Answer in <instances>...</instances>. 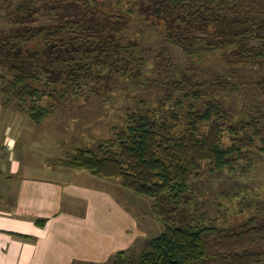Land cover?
<instances>
[{
  "label": "trees",
  "instance_id": "obj_1",
  "mask_svg": "<svg viewBox=\"0 0 264 264\" xmlns=\"http://www.w3.org/2000/svg\"><path fill=\"white\" fill-rule=\"evenodd\" d=\"M144 2L164 26L166 41L185 58L203 61L231 51L241 61L264 62V0ZM69 5L79 9L84 19L10 29L0 40V95L35 124L54 114L69 87L82 89L89 78L115 72L135 80L142 76L141 71L132 74L127 68L129 64L144 67L147 57L141 44L122 41L112 24L85 21L95 11L93 0H19L13 14L29 18L45 7L46 15L57 19ZM253 41L258 44L252 45ZM171 77L174 94L166 97L172 101L170 108L161 102L157 109L129 114L112 138L102 140L95 149L67 153L63 162L65 167L118 181L123 188L153 200L152 212L164 231L142 252L119 251L109 262L264 264V253L248 250L258 241L264 243V224L223 229L195 221L185 212L178 216L203 165L211 172L240 169L243 174L253 169L255 137L261 141L258 151L264 153L263 125L257 120L229 123L216 94L234 91L233 84L201 83L212 93L204 94L189 92L188 81ZM257 85L264 94V79ZM175 93L178 96L173 99ZM38 224L44 226L45 220Z\"/></svg>",
  "mask_w": 264,
  "mask_h": 264
},
{
  "label": "rangeland",
  "instance_id": "obj_2",
  "mask_svg": "<svg viewBox=\"0 0 264 264\" xmlns=\"http://www.w3.org/2000/svg\"><path fill=\"white\" fill-rule=\"evenodd\" d=\"M142 1L143 4L141 0H93L95 11L85 19L88 24H112L122 41L141 44L147 57L143 58L144 67L127 65L132 74L141 71V77L135 80L128 74L120 76L115 72L87 79L82 89L73 91L69 87L65 100L40 124H35L26 112L17 110L13 102L0 95V146L8 141L10 144L7 142L4 148L9 151L11 145V153L22 162V167L34 164L65 167L67 153L79 148L95 149L102 140L112 138L115 130L125 126L129 114L157 109L161 102L164 108H170L172 101L166 97L173 93L169 86L172 75L188 81L189 92L212 94L201 83L233 84L234 91L216 94L229 114V123L257 120L263 125L260 128L264 133V94L257 85L264 79V62L241 61L231 51L215 53L203 61L187 59L166 41L164 26ZM18 3L19 0H0V40L10 29L49 27L56 21L84 19L82 12L70 5L57 19L48 17L45 7L29 18L15 17L13 12ZM177 96L175 93L173 99ZM254 142L252 151L257 160L249 172L242 174L240 169L236 173L211 172L203 165L178 216L185 212L195 221L223 229L239 230L247 223L255 227L264 224V153L258 151L261 141L255 137ZM113 182L121 188L120 192L112 185L115 195L136 217L144 232V237L126 250L140 253L164 227L152 212V199L123 188L118 181ZM248 250L264 253V243L258 241ZM112 257L103 264H111Z\"/></svg>",
  "mask_w": 264,
  "mask_h": 264
},
{
  "label": "crops",
  "instance_id": "obj_3",
  "mask_svg": "<svg viewBox=\"0 0 264 264\" xmlns=\"http://www.w3.org/2000/svg\"><path fill=\"white\" fill-rule=\"evenodd\" d=\"M4 146L0 264H103L144 237L115 195L113 188L121 189L116 182L64 166L22 167L11 145L9 151Z\"/></svg>",
  "mask_w": 264,
  "mask_h": 264
}]
</instances>
